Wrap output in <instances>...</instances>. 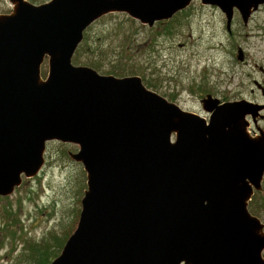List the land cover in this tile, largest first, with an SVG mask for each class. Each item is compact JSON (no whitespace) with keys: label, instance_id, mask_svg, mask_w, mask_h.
<instances>
[{"label":"water","instance_id":"95a60500","mask_svg":"<svg viewBox=\"0 0 264 264\" xmlns=\"http://www.w3.org/2000/svg\"><path fill=\"white\" fill-rule=\"evenodd\" d=\"M8 1L12 13L0 14V197L40 174L49 142L78 146L70 157L87 173L78 227L50 264H264V224L248 208L264 179V132L248 129L264 105L208 95L207 120L141 77L73 64L86 30L109 14L153 28L200 1L218 8L232 32L235 13L248 26L264 0Z\"/></svg>","mask_w":264,"mask_h":264},{"label":"rangeland","instance_id":"374dc122","mask_svg":"<svg viewBox=\"0 0 264 264\" xmlns=\"http://www.w3.org/2000/svg\"><path fill=\"white\" fill-rule=\"evenodd\" d=\"M27 1L43 5L51 0ZM12 11L8 0H0V14ZM233 32L227 34L225 16L218 8L199 1L153 28L114 13L86 30L73 64L104 76L141 77L148 89L209 119L201 104L208 95L222 103L245 99L264 104L254 84L264 83L259 69L264 68V6L248 26L236 12ZM237 47L248 54L245 63L227 55ZM48 74L46 59L42 77ZM78 151L76 145L49 142L40 174L23 177L11 196L0 197V264H37L39 253H50V258L53 253L60 255L78 227L88 188L83 165L70 157ZM249 210L264 224V179Z\"/></svg>","mask_w":264,"mask_h":264},{"label":"flooded vegetation","instance_id":"af4514ba","mask_svg":"<svg viewBox=\"0 0 264 264\" xmlns=\"http://www.w3.org/2000/svg\"><path fill=\"white\" fill-rule=\"evenodd\" d=\"M194 2H196V1H194ZM205 7H210V6H205ZM216 8V7H215ZM188 10V9H187ZM187 10H185V11H183V12H180V13H178V14H182V13H184V12H186ZM177 14V15H178ZM164 23V22H163ZM226 31H227V34L229 35V36H233L234 35V32H233V26H232V32H229L228 31V29H227V24H226ZM221 46H222V44H221ZM240 49H242L243 50V48H241V47H237L236 48V50L234 51V52H227V55H231L232 57H235L237 60H238V57H239V50ZM243 52H244V57H245V61L247 60V57H248V54L247 53H245V51L243 50ZM245 63V62H244ZM262 68L263 67H260L259 69H260V71H262ZM264 69V68H263ZM263 73V72H262ZM257 83L258 84H260V85H262V87H264V83L263 84H261V83H259L258 81H254V84L257 86ZM257 89H258V91H260L261 93H262V95H263V92H262V90L257 86ZM263 97H264V95H263ZM202 102V101H201ZM262 105H264V104H262ZM261 115H262V117L263 118H258L257 119V123H251V125H250V127H249V133L253 136V137H258L259 135H260V132H264V127H263V122H264V111H262L261 112ZM256 193V192H255ZM255 195V194H254ZM254 197V196H253ZM253 202V198H252V200L250 201V203H249V206H250V204ZM249 208V207H248ZM250 211V210H249ZM251 213V212H250ZM252 214V213H251ZM253 215V214H252ZM253 216H255V215H253ZM255 217H257V216H255Z\"/></svg>","mask_w":264,"mask_h":264},{"label":"trees","instance_id":"16d2710c","mask_svg":"<svg viewBox=\"0 0 264 264\" xmlns=\"http://www.w3.org/2000/svg\"><path fill=\"white\" fill-rule=\"evenodd\" d=\"M49 254L50 253H44V255H43V254L39 253L40 256H37V264H50L51 259L56 258L58 255V254L53 253V255H52L53 257L50 258L51 255L49 256Z\"/></svg>","mask_w":264,"mask_h":264}]
</instances>
